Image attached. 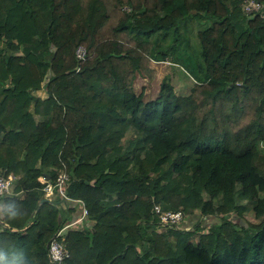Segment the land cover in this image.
<instances>
[{"label": "trees", "instance_id": "obj_1", "mask_svg": "<svg viewBox=\"0 0 264 264\" xmlns=\"http://www.w3.org/2000/svg\"><path fill=\"white\" fill-rule=\"evenodd\" d=\"M254 1L247 15L243 0H0V174L16 179L1 199L0 264H50V239L78 212L42 195L38 179L59 169L91 222L68 233L64 264H264ZM189 20L203 21L196 51L179 32ZM151 60L180 66L190 93L163 80L156 99L135 94L137 73L154 79ZM243 202L259 223L243 221ZM155 206L222 218L206 233L164 228Z\"/></svg>", "mask_w": 264, "mask_h": 264}, {"label": "built area", "instance_id": "obj_2", "mask_svg": "<svg viewBox=\"0 0 264 264\" xmlns=\"http://www.w3.org/2000/svg\"><path fill=\"white\" fill-rule=\"evenodd\" d=\"M243 11L245 14L260 12L261 5L254 0H243ZM264 15V12H262ZM86 51L83 47H78L75 51V57L78 61L84 60ZM76 70H79L77 68ZM41 185L43 197L49 200H60L63 204H73L78 211L72 220L66 221L53 235L48 244V260L50 264H64L69 257L66 247V237L71 231L83 230L90 225L88 211L84 203L80 200L72 199L68 195L69 175L64 169H59L54 180L45 177L38 179ZM16 179L13 175L4 176L0 174V199L13 194ZM154 211L163 227H177L181 224L186 215L182 211H163L159 206L154 207Z\"/></svg>", "mask_w": 264, "mask_h": 264}, {"label": "rangeland", "instance_id": "obj_3", "mask_svg": "<svg viewBox=\"0 0 264 264\" xmlns=\"http://www.w3.org/2000/svg\"><path fill=\"white\" fill-rule=\"evenodd\" d=\"M203 24V21L197 22L196 20H189L187 23L181 25L179 32L181 33L183 40L188 38L189 44L191 46L190 50L196 51L198 45L197 41V31L199 27ZM181 37V38H182ZM4 44L0 42V51L4 48ZM150 69L155 71L154 79L149 81L146 77L137 73L133 81V91L136 94L143 93V100L150 101L158 97L160 91V85L163 80L167 81L172 87L174 93L179 96H187L190 93L194 81L192 78L178 65H173L169 60L166 61H153L149 63ZM47 76V80H48ZM41 90L46 91L44 86ZM32 94V92H31ZM43 96V95H42ZM34 97V96H33ZM135 137V131L132 129L128 130L125 135V140L132 139ZM259 151L264 154V143H259ZM1 200V199H0ZM243 204L248 205L246 202ZM249 206V205H248ZM231 218L234 215H229ZM224 217V216H223ZM222 216L219 215H202L199 211H194L190 214H186L185 220L179 224L176 228L178 230H193L195 226H198L201 229V233H206L211 227L216 226L220 223ZM249 223L257 224L260 221V218H257L251 207H248V210L243 215V221ZM241 221V222H243ZM159 232L164 231L163 228L158 229ZM192 241H197V236L191 239Z\"/></svg>", "mask_w": 264, "mask_h": 264}, {"label": "crops", "instance_id": "obj_4", "mask_svg": "<svg viewBox=\"0 0 264 264\" xmlns=\"http://www.w3.org/2000/svg\"><path fill=\"white\" fill-rule=\"evenodd\" d=\"M135 93V92H134ZM136 94V93H135ZM43 95V96H42ZM32 96H34L33 98H34V100L33 101H35L36 99H38V98H40V99H45L46 97H47V92L45 91H43V90H35V91H33L32 92ZM33 106V105H32ZM31 111H32V109H31ZM43 195V194H42ZM18 196L19 197H23V192H20L19 194H18ZM59 208L60 209H62L63 211L64 210H66V208H67V206H66V204H63V203H61L60 202V204H59ZM3 209H4V203H3V201L2 200H0V217L2 216V211H3Z\"/></svg>", "mask_w": 264, "mask_h": 264}]
</instances>
